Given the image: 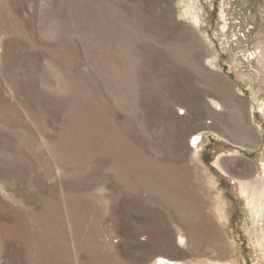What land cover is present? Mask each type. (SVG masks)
Segmentation results:
<instances>
[{
  "label": "rangeland",
  "instance_id": "rangeland-1",
  "mask_svg": "<svg viewBox=\"0 0 264 264\" xmlns=\"http://www.w3.org/2000/svg\"><path fill=\"white\" fill-rule=\"evenodd\" d=\"M262 190L264 0H0V264H264Z\"/></svg>",
  "mask_w": 264,
  "mask_h": 264
},
{
  "label": "crops",
  "instance_id": "crops-1",
  "mask_svg": "<svg viewBox=\"0 0 264 264\" xmlns=\"http://www.w3.org/2000/svg\"><path fill=\"white\" fill-rule=\"evenodd\" d=\"M221 128L222 126L217 120H207L204 125V132H208L210 137L214 139L213 135H219L222 140L227 141L230 145L229 149H224L217 155L216 160L232 176L246 177L250 172L254 171L256 164L255 159L245 155L244 151L254 150L256 145L251 144L245 135L241 133L232 135L226 131H221Z\"/></svg>",
  "mask_w": 264,
  "mask_h": 264
},
{
  "label": "bare ground",
  "instance_id": "bare-ground-1",
  "mask_svg": "<svg viewBox=\"0 0 264 264\" xmlns=\"http://www.w3.org/2000/svg\"><path fill=\"white\" fill-rule=\"evenodd\" d=\"M214 103L215 104H218L217 102H214ZM197 135L200 137V140L198 141V142H200L202 140V135L196 134L195 137H198ZM198 142L196 141V139L193 138V143L194 144H197L198 145ZM246 184H248V183L245 182L244 186ZM244 192H245V195H246L247 192H248V187H245L244 188ZM256 195H255V197L253 196V198H252L253 200L251 202H249V205L250 206H253V208H255L254 210L257 213L256 216L258 217V219H260V218H263L264 217V190H262V192L259 195L256 193ZM220 218H224L223 214H220ZM262 230L264 231L263 226H262ZM182 237H184V236H182ZM263 240H264V236H263ZM153 264H181V263L180 262H177V261H174V260H172L170 258H167V257H164V256L160 255L159 258H158V260H156Z\"/></svg>",
  "mask_w": 264,
  "mask_h": 264
},
{
  "label": "water",
  "instance_id": "water-1",
  "mask_svg": "<svg viewBox=\"0 0 264 264\" xmlns=\"http://www.w3.org/2000/svg\"><path fill=\"white\" fill-rule=\"evenodd\" d=\"M198 136V135H197ZM194 139H196V141L198 142L199 140H200V137L198 136V137H194ZM214 171L215 172H217V173H219L220 172V170L216 167V166H214Z\"/></svg>",
  "mask_w": 264,
  "mask_h": 264
},
{
  "label": "flooded vegetation",
  "instance_id": "flooded-vegetation-1",
  "mask_svg": "<svg viewBox=\"0 0 264 264\" xmlns=\"http://www.w3.org/2000/svg\"><path fill=\"white\" fill-rule=\"evenodd\" d=\"M223 172V171H222ZM225 173V172H224ZM226 174V173H225Z\"/></svg>",
  "mask_w": 264,
  "mask_h": 264
}]
</instances>
